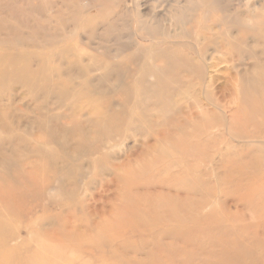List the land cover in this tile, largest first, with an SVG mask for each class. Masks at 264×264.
<instances>
[{
	"label": "rangeland",
	"instance_id": "rangeland-1",
	"mask_svg": "<svg viewBox=\"0 0 264 264\" xmlns=\"http://www.w3.org/2000/svg\"><path fill=\"white\" fill-rule=\"evenodd\" d=\"M0 264H264V0H0Z\"/></svg>",
	"mask_w": 264,
	"mask_h": 264
},
{
	"label": "bare ground",
	"instance_id": "bare-ground-1",
	"mask_svg": "<svg viewBox=\"0 0 264 264\" xmlns=\"http://www.w3.org/2000/svg\"><path fill=\"white\" fill-rule=\"evenodd\" d=\"M244 36H241V37H237V36H231L230 34L228 35V37L226 38V40L224 41V45H228V47L230 48V47H237V46H241V47H244V46H246V44L244 43ZM213 41V40H212ZM212 41H208V43L210 44V43H215L214 41L212 42ZM223 43V41L220 43V44H222ZM214 45V44H213ZM201 55L203 54V53H200ZM203 56V55H202ZM203 58H204V56H203ZM202 60H204V59H202ZM204 62V61H203ZM12 70H15V71H18V72H20V73H15L16 75V77H25L24 75H25V73L23 72V70H18V69H16V68H12ZM235 82V81H234ZM238 84H239V81L237 82V84H235L234 83V86L232 87L233 88V93H234V90H235V93H236V95L237 94H240L239 93V91H238ZM206 95H208V96H210V97H213V93H212V91L210 92V91H207L206 92ZM240 99V98H239ZM236 104V103H235ZM220 105V104H219ZM218 105V106H219ZM202 108V107H201ZM224 109H225V107H224ZM243 108L241 107V106H239V103H237V105L236 106H234L233 107V109H231V114L233 115V116H235V117H237L238 119H243V110H242ZM162 109H160V111H161ZM164 110V109H163ZM190 117H191V119H190V122L194 125V127L196 128V127H200L201 125H202V123L204 122V121H206V120H210L211 118H212V116L210 115V112L208 111H206L205 112V110H200V112H199V114L197 115V116H194V115H192V114H190ZM214 117V116H213ZM195 118H197V119H195ZM231 120V119H230ZM237 121V120H236ZM232 122V121H231ZM229 124V125H228ZM228 124L227 123H225L224 124V126H226V131L227 132H231L232 133V135H234V136H238V131H237V125H234L233 127H232V125L230 126V122H228ZM226 132V133H227ZM182 135V134H181ZM228 162H231V161H229V159H228ZM173 210H175V207H172V206H169V207H167V208H165V209H161L160 210V213H159V215L161 216V218H167L168 216H169V214L173 211Z\"/></svg>",
	"mask_w": 264,
	"mask_h": 264
}]
</instances>
